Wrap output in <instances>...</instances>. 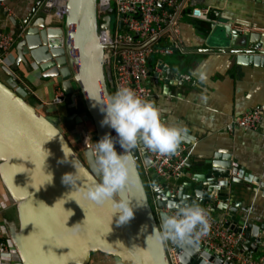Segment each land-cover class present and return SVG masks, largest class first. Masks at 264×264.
<instances>
[{"label":"water","instance_id":"obj_1","mask_svg":"<svg viewBox=\"0 0 264 264\" xmlns=\"http://www.w3.org/2000/svg\"><path fill=\"white\" fill-rule=\"evenodd\" d=\"M3 1L0 0V8L8 15L1 6ZM40 2L42 0L33 14ZM41 12L42 16L35 22L30 24V17L23 26L15 17H10L21 39L16 46L15 63L4 66L3 70L26 91H30L31 85L20 72L21 65L30 74L38 70L45 79H56L71 99L68 107L74 112L70 119L77 125L84 156L60 127L0 79V181L15 217L8 218L1 204L0 208L22 264H89L97 252L115 256L125 264H170L167 243L170 247L177 245L161 243L153 236L159 222L141 176L140 159L150 169L159 214L167 209L175 210L173 205L181 202H196L203 208L211 207L215 213L225 211L223 217L228 216L225 225L245 232V240L240 242L238 251L255 248L264 225L243 223L237 216L239 203H233L226 191L234 184L253 179L246 177L243 171L239 173L231 158L217 153L212 160L189 162V179L172 188V184L152 167L149 150L141 146L133 150L129 183L116 197L129 201L133 208L134 215L126 223H116L117 216L112 218L109 204L97 205L86 198L87 188L93 181L99 182L100 175L92 168L93 139L85 115L92 119L98 140L105 134L116 135L108 126H101L104 114L91 98L105 100L115 87L112 68L105 63L106 45L100 32L101 28L110 26L112 10L101 25L97 0H69L63 26L47 25L46 10L43 8ZM241 32V29L227 26L225 37L233 39ZM261 47V43H251L248 49L239 48L237 62L264 64ZM79 95L83 107L79 105ZM187 142L186 136L176 151ZM116 150L123 151L119 144ZM75 165L83 169L85 175L74 187L64 183L63 176L75 173ZM244 224L247 227L242 228ZM179 250L182 264H237L225 261L199 242L190 253ZM247 254H251L250 251Z\"/></svg>","mask_w":264,"mask_h":264},{"label":"crops","instance_id":"obj_2","mask_svg":"<svg viewBox=\"0 0 264 264\" xmlns=\"http://www.w3.org/2000/svg\"><path fill=\"white\" fill-rule=\"evenodd\" d=\"M38 2L39 0L2 2L1 6L8 11V15L0 8V30L15 36L16 42L11 47L6 64L0 66L1 69L15 63L16 46L21 39L10 17H15L22 26L31 17L32 24L43 14V0L33 14ZM193 6L209 7V19L202 20L184 14L180 41L174 53H155L150 57L151 72L147 80L152 91L150 101L160 109L161 117L167 124H179L187 128L188 142L182 147L191 164L207 158L212 160L217 153L231 158L239 173L243 171L246 177L253 179L252 182L234 184L226 191L233 203H239V219L243 223L262 227L264 119L257 130L241 127L230 130L228 125L250 108L264 109V64L246 65L237 62V50L241 51L239 48L248 49L251 43H261L260 50H264V0H192L190 7ZM227 26L241 29L242 32L235 34L233 39L226 38ZM221 30L223 36L219 33ZM160 44L168 46L172 42L165 37ZM20 72L29 81L30 91L17 85L10 77L7 84L33 103L65 134L69 133L71 127L63 120L68 116L71 120L70 116L74 112L68 107L71 99L68 96L65 104L54 102L56 91L61 85L56 79H45L38 70L28 73L23 65ZM183 76L189 78L183 80ZM86 120L92 119L89 117ZM70 137L73 143L80 144L79 132ZM189 173L188 168L180 179L173 181L172 188L189 179ZM259 181L261 184L255 183ZM0 201L5 206L6 214L10 213L13 207L1 181ZM224 214L225 211L217 212L216 216ZM225 219L228 216L225 215ZM263 233L262 231V235ZM263 249L264 237L263 246L247 247L242 252L247 254L250 251L256 257ZM0 264L22 262L19 255L12 251L11 254L0 253ZM89 264L125 263L115 256L97 252L92 255Z\"/></svg>","mask_w":264,"mask_h":264},{"label":"built area","instance_id":"obj_3","mask_svg":"<svg viewBox=\"0 0 264 264\" xmlns=\"http://www.w3.org/2000/svg\"><path fill=\"white\" fill-rule=\"evenodd\" d=\"M191 1L97 0V16L102 15V24L105 23L109 10H112L110 26L101 28L100 32L106 45V65L111 67L113 58L115 59L114 65L111 67L115 91L122 86H127L141 97L150 100L152 91L147 85L151 72L150 57L155 53H174L180 41L181 21L184 14H189V16L197 19H209V7H190ZM68 2L69 0H43L41 5L46 10L45 21L47 25L64 24ZM113 14H115V20H113ZM165 37H168L172 44L161 45L160 43ZM15 42V36L0 30V66L6 64V58ZM188 78V76H183L182 79ZM67 100L68 95L60 87L56 91L54 102L65 104ZM263 119V108H250L245 113L235 117L228 128L233 130L241 127L257 130ZM184 151L183 147L180 151H175L170 155H160L150 151L152 167L168 183L172 179H180L189 163ZM0 204L6 210L1 201ZM204 210L208 214L209 225L206 235L199 239V243L209 247L228 262L264 264V249L256 257L238 251L240 242L245 240V232H237L226 226L225 217L223 215L216 216L211 207L204 208ZM174 211L166 210L169 213ZM241 227L245 228L247 225L244 224ZM263 237L264 233L263 235L261 233L256 241V246H263ZM12 251L17 253L5 226L3 210L0 208V253L11 254ZM167 251L170 264H182L181 251L177 247H172Z\"/></svg>","mask_w":264,"mask_h":264},{"label":"clouds","instance_id":"obj_4","mask_svg":"<svg viewBox=\"0 0 264 264\" xmlns=\"http://www.w3.org/2000/svg\"><path fill=\"white\" fill-rule=\"evenodd\" d=\"M91 98L104 114L101 126H108L116 135L105 134L95 142L90 157L92 168L100 175V180L93 181L85 196L97 205L109 204L112 218L117 216L116 223L123 224L133 217V208L129 201L116 197L129 183L133 150L141 146L153 153L170 155L186 139L188 130L179 124H167L154 103L127 86L118 88L105 100ZM116 144L122 152H117ZM75 168V173L63 176V182L74 187L85 175L83 169L76 165ZM173 208V213L160 212L159 227L154 228L153 236L161 243L173 242L182 252L190 253L198 247L199 239L206 235L208 214L196 202L177 203Z\"/></svg>","mask_w":264,"mask_h":264},{"label":"rangeland","instance_id":"obj_5","mask_svg":"<svg viewBox=\"0 0 264 264\" xmlns=\"http://www.w3.org/2000/svg\"><path fill=\"white\" fill-rule=\"evenodd\" d=\"M98 20H99V23L102 24V15H100L98 17ZM113 20H115V14H113ZM53 25L54 26H63V23L62 24L60 23L59 25L58 24H53ZM219 33L223 36L222 30ZM114 62H115V59L113 58V64H112L111 67H113ZM9 77H10V75L7 74L6 71H4L3 69H1V67H0V79L6 81V83H7ZM79 105L81 107H83V101H82L80 95H79ZM81 107H80V109H81ZM81 111L83 112V108L81 109ZM67 112H68V110H67ZM83 114H84V112H83ZM85 118L87 119V118H89V116L85 115ZM91 121L92 120H86V124L89 127L90 126L92 127V128H89V129H90V133H91L92 139H93L92 145L94 147L95 142L98 141V137L96 135V131H95V127L93 125V122H91ZM63 122L66 123V124H68V125H70V127H71L69 133L66 134V135H68L69 139L71 140V137L70 136H72L73 134H77L78 133V129L76 127L75 121L74 120H69V116H68V117L64 118ZM61 126L64 127L62 124H61ZM71 143L74 145V147L76 148V150L80 153V155L84 156L83 155V152H82L81 144L73 143L72 140H71ZM137 149L139 150V146L137 147ZM141 158H142V155H141ZM138 166H139L140 171H141V176H142V179L144 181V185H145V188H146L148 197H149L150 204H151V206L153 208V211L155 213V216H156L158 222H160L159 209H158L157 203H156L157 196H156V192H155V189H154V186H153V180H152V177L150 175V169H148L146 167L143 159H140ZM173 181H175V179H172L170 181V183L172 184ZM171 248L172 247H170V245L167 243V249H171Z\"/></svg>","mask_w":264,"mask_h":264},{"label":"trees","instance_id":"obj_6","mask_svg":"<svg viewBox=\"0 0 264 264\" xmlns=\"http://www.w3.org/2000/svg\"><path fill=\"white\" fill-rule=\"evenodd\" d=\"M115 92V88L112 89V93ZM11 213H7L5 216H7L8 218H14L15 214L13 212H15L14 209H12V211H10Z\"/></svg>","mask_w":264,"mask_h":264},{"label":"bare ground","instance_id":"obj_7","mask_svg":"<svg viewBox=\"0 0 264 264\" xmlns=\"http://www.w3.org/2000/svg\"><path fill=\"white\" fill-rule=\"evenodd\" d=\"M62 24V23H61ZM59 25V24H58ZM42 113V112H41ZM43 114V113H42ZM44 115V114H43ZM48 120H50L46 115H44ZM51 121V120H50ZM52 122V121H51ZM54 123V122H53ZM83 136H84V138L86 137V135H85V131L83 132ZM97 140V139H96ZM145 171V170H144ZM5 191V190H4ZM10 209H12V207L10 208ZM9 209V210H10ZM11 211V210H10ZM11 213V212H10ZM14 214H15V212H13Z\"/></svg>","mask_w":264,"mask_h":264}]
</instances>
